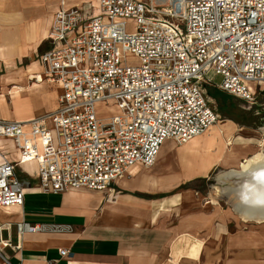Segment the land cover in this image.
<instances>
[{
	"label": "built area",
	"instance_id": "built-area-1",
	"mask_svg": "<svg viewBox=\"0 0 264 264\" xmlns=\"http://www.w3.org/2000/svg\"><path fill=\"white\" fill-rule=\"evenodd\" d=\"M37 62L60 89L57 107L49 123L0 120V142L17 153L0 145L1 209L23 207L30 189L17 163L35 164L41 193L102 192L152 167L166 141L182 147L216 125L206 88L257 106L264 0H97L93 14L60 10ZM100 104L116 114L98 117ZM43 230L17 225L19 235Z\"/></svg>",
	"mask_w": 264,
	"mask_h": 264
},
{
	"label": "crops",
	"instance_id": "crops-1",
	"mask_svg": "<svg viewBox=\"0 0 264 264\" xmlns=\"http://www.w3.org/2000/svg\"><path fill=\"white\" fill-rule=\"evenodd\" d=\"M66 2L0 0V78L8 69L24 70L32 62L41 68L37 54L45 44L55 14L73 8L65 9ZM96 2L91 3L94 10ZM49 13L53 18L42 39L39 28ZM13 74L15 78L16 72ZM50 85L57 90L54 111L60 89ZM40 91L21 94L17 102L28 99L42 107L21 112L18 106L16 118H33L47 110ZM168 142L171 141L164 143L168 150L174 148ZM0 145L4 154L17 159L9 141H1ZM188 150L185 145L176 149V159L163 163L157 155L153 167L139 169L102 192L41 193L36 177L26 171L29 166L36 169L35 164L17 163L18 171L29 178L30 189L23 207H9L16 209L13 219H8L0 208V264H260L257 248L247 252L243 244L237 245L240 240L226 236L229 219L227 215L218 216L219 207L198 205L196 183L205 178L187 177L186 168L180 164ZM170 166L183 175L173 181L167 179ZM169 184H174L175 189L152 196L157 194L156 187ZM219 219L223 220L217 223ZM20 223L43 226L44 230L19 235ZM54 226H69L70 231L56 232ZM195 238L204 245L198 259L186 256L189 248L185 245L191 246ZM61 251L66 255L62 256Z\"/></svg>",
	"mask_w": 264,
	"mask_h": 264
},
{
	"label": "bare ground",
	"instance_id": "bare-ground-1",
	"mask_svg": "<svg viewBox=\"0 0 264 264\" xmlns=\"http://www.w3.org/2000/svg\"><path fill=\"white\" fill-rule=\"evenodd\" d=\"M93 2L94 0H68L64 7L65 9L79 8L85 3ZM52 18V14L49 13L46 19L41 21L39 30L42 39L47 36ZM14 72H16L15 78L13 77ZM32 80L35 81L32 82ZM43 85V71L35 62H32L24 70L8 69L0 78V118L1 112L7 109L9 101L16 104L21 94L36 93L43 90ZM41 98L44 103H49L47 92L42 93ZM38 117L37 119L42 117L49 123L48 116L39 115ZM11 119L27 123L36 118L18 119L13 114ZM216 124L222 125V128L212 126L210 136L196 137L185 144L189 148V154L181 159L180 165L186 168L187 177H192L203 175L212 167L213 163L218 164L222 171L216 174L211 189L217 196L224 197L230 203L233 212L240 217L241 223L245 227L251 226L254 231H258L248 240L252 248H257L255 254L264 256V249H262L264 247V154L254 145L232 144L226 141L230 132L229 128L219 121ZM258 131L264 137V128H260ZM165 145L158 154V161L161 163L176 159V148L168 150ZM26 171L32 178L37 176V171L33 167L29 166ZM206 204L216 206L217 202L209 200ZM3 211L8 219L11 220L15 217L16 209L7 208ZM243 254L245 255V253Z\"/></svg>",
	"mask_w": 264,
	"mask_h": 264
},
{
	"label": "rangeland",
	"instance_id": "rangeland-1",
	"mask_svg": "<svg viewBox=\"0 0 264 264\" xmlns=\"http://www.w3.org/2000/svg\"><path fill=\"white\" fill-rule=\"evenodd\" d=\"M81 12L85 14H93L94 8L91 3H85L81 7H79ZM128 33H132L135 31V25L134 24H128L126 28ZM128 64L130 65H138L137 62H135L130 56H128ZM211 79L214 83L219 84L222 81L221 75H213L211 76ZM35 80H32L34 82ZM255 87V86H254ZM206 96L209 103V106L214 111V113L218 116V121L222 122V124L227 125L230 132L226 138V141L232 143V144H250L254 145L255 147H258V150H260L264 154V137L261 132L258 130L260 128H264V85L258 87V91L260 93V96L257 100V106L255 107H249L244 102L237 100L236 107L233 108V110L228 113H220L219 105L214 97H211L213 93H219L214 89L206 88ZM43 92H47L49 94V103L46 104L47 110L41 113L43 116H48L51 111H53L55 106V100L57 96V90L54 86H51L50 84L44 83L43 90L40 91V94ZM220 94V93H219ZM223 95V94H221ZM35 99V98H34ZM236 100V99H235ZM31 102V103H30ZM18 103V104H17ZM16 104L11 103L10 101L7 104V109L3 110L1 112V118L4 119H11L13 114L17 116V108L18 106L21 107V112L28 110L32 111V108H35L37 110L38 107H42L41 105H37V102L34 103V101H29L28 99H22ZM42 103V100H41ZM44 103V102H43ZM42 103V104H43ZM44 105V104H43ZM97 116L98 117H106L113 114H116L115 108L113 104L111 105H105L100 104L97 106ZM28 115V114H26ZM37 116V117H35ZM33 118L37 119L39 118L38 115H34ZM42 118V117H41ZM217 127H221L222 125H214ZM222 128V127H221ZM212 132V128L202 135L203 137L210 136ZM170 145V148L173 146L176 148L172 142H168ZM261 145V146H260ZM168 149V146H165ZM180 148V147H178ZM176 148V149H178ZM153 167V166H152ZM151 168V167H150ZM149 169V168H148ZM222 171L217 163H213L212 167L205 172L203 177L205 178V181H200L196 183V187L199 190V193L196 194V197L198 199V205L199 206H209L210 204H206L209 200H215L217 202V207L220 208V214L219 217L227 215L229 219V227L227 229L226 236L228 238L232 239H238L240 242L237 243L238 246H242L244 250L251 251L250 248L252 247L249 242V238H251L254 233L258 231H254L251 226L245 227L241 223L240 217L233 212V209L230 205V203L227 202V200L224 197H219L215 194L214 190L211 189L212 184H214L215 176L218 172ZM182 171H176L173 170L172 166L166 170V176L167 179L175 180L178 177L182 176ZM174 184H169L165 186H158L154 191H156L157 194H154L152 196H162L161 192L162 190L169 189L170 191L174 190ZM174 188V189H173ZM115 190V189H114ZM168 190V191H169ZM116 191V190H115ZM169 194V193H167ZM223 219H219L216 222H220ZM247 229V230H245ZM257 229V228H256ZM208 232V231H207ZM225 234V233H224ZM247 239V240H246ZM246 242V243H245ZM246 245V246H244ZM189 248V253L186 254V256H191L194 259H198L200 257V254L203 250L204 245L202 242L195 238L191 246L185 245ZM264 249V247L262 248ZM183 254V253H182ZM168 264V263H166ZM170 264V263H169ZM172 264H177L176 262H172ZM260 264H264V256H260Z\"/></svg>",
	"mask_w": 264,
	"mask_h": 264
},
{
	"label": "trees",
	"instance_id": "trees-1",
	"mask_svg": "<svg viewBox=\"0 0 264 264\" xmlns=\"http://www.w3.org/2000/svg\"><path fill=\"white\" fill-rule=\"evenodd\" d=\"M211 97L216 99L220 108V113L228 114L236 107L237 100L232 97L221 95L219 93H213Z\"/></svg>",
	"mask_w": 264,
	"mask_h": 264
}]
</instances>
